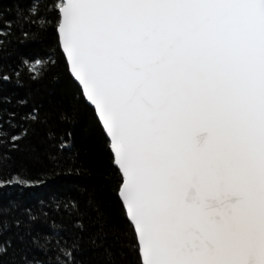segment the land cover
<instances>
[{
  "label": "snow or ice",
  "instance_id": "1",
  "mask_svg": "<svg viewBox=\"0 0 264 264\" xmlns=\"http://www.w3.org/2000/svg\"><path fill=\"white\" fill-rule=\"evenodd\" d=\"M10 2L26 39L55 34L71 102L41 119L5 93L23 83L0 66V173L18 169L0 178V264H125L129 245L133 264H264V0ZM57 122L76 129L70 144ZM25 160L93 179L83 210L75 198L5 202L42 183Z\"/></svg>",
  "mask_w": 264,
  "mask_h": 264
},
{
  "label": "trees",
  "instance_id": "2",
  "mask_svg": "<svg viewBox=\"0 0 264 264\" xmlns=\"http://www.w3.org/2000/svg\"><path fill=\"white\" fill-rule=\"evenodd\" d=\"M22 6L27 7L26 4ZM16 7L17 5L11 3L10 0H0V27H3V21L5 20L14 21L12 34L0 37V39L6 41V50L3 53V58L0 59V66L3 67L5 72L13 76L14 81L19 79L23 83V87L13 83L4 84L3 89L6 94L16 93L18 97H27L30 101L29 107L32 104L36 105L39 109L40 118L43 119L45 114L51 112L53 104L57 107H64L71 102V91L64 87L69 80L66 71L67 63L58 48L54 33H49L36 40H32L31 35L27 39L22 35L25 29L16 23ZM27 30L31 33V29ZM37 58H43L42 65L36 63ZM24 60H27L26 64L23 62ZM52 60L57 61L55 67L51 65ZM41 76H43V79H37ZM57 84L60 85L59 88ZM48 130V126H41L42 134ZM51 130L58 137L64 136L69 144L71 139L66 137V133L76 131L72 124L59 122ZM93 164L94 162L90 158L81 153L79 158L80 167L92 168ZM25 166L27 169L26 178L33 182L41 181L40 186L8 188L3 192V196L5 202L9 199H18L24 207L32 208L34 211L41 208L49 210L48 205L52 203L53 198L56 200L75 198L76 201L80 202V208L83 210V200L92 193L96 183L93 179L82 178L70 166H66L65 170L56 176L45 173L40 165L28 160H25ZM17 171L16 168L4 170L0 173V178L6 181L10 174L15 175ZM108 176L113 181L110 188L114 190L116 187V174L109 169ZM0 188H3L2 184H0ZM116 203L113 196L111 200V210L113 212L117 211ZM54 218L57 223H65L71 217L68 214H62ZM40 231L47 232L48 228L41 227ZM7 240L8 234L6 233L0 237V244H4ZM135 259V254L131 251V245H129L125 264H133Z\"/></svg>",
  "mask_w": 264,
  "mask_h": 264
}]
</instances>
